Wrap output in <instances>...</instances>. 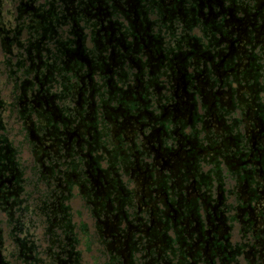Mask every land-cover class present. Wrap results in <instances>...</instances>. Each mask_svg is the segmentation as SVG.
I'll list each match as a JSON object with an SVG mask.
<instances>
[{"label":"flooded vegetation","instance_id":"obj_1","mask_svg":"<svg viewBox=\"0 0 264 264\" xmlns=\"http://www.w3.org/2000/svg\"><path fill=\"white\" fill-rule=\"evenodd\" d=\"M0 264H264V0H0Z\"/></svg>","mask_w":264,"mask_h":264},{"label":"rangeland","instance_id":"obj_2","mask_svg":"<svg viewBox=\"0 0 264 264\" xmlns=\"http://www.w3.org/2000/svg\"><path fill=\"white\" fill-rule=\"evenodd\" d=\"M7 16H4V18H6Z\"/></svg>","mask_w":264,"mask_h":264}]
</instances>
